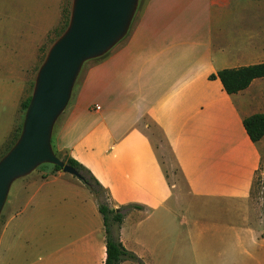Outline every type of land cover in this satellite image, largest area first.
Wrapping results in <instances>:
<instances>
[{
    "label": "crops",
    "instance_id": "0c3cea01",
    "mask_svg": "<svg viewBox=\"0 0 264 264\" xmlns=\"http://www.w3.org/2000/svg\"><path fill=\"white\" fill-rule=\"evenodd\" d=\"M261 10L239 0H138L125 39L78 73L51 143L124 209L119 240L141 263L121 264H264V216L252 195L264 137L252 142L243 126L264 114V78L229 95L217 75L264 63ZM14 60L1 63L0 152L24 97ZM153 128L185 192L170 186ZM25 188L0 225V264H104L102 216L84 184L40 172Z\"/></svg>",
    "mask_w": 264,
    "mask_h": 264
},
{
    "label": "water",
    "instance_id": "95a60500",
    "mask_svg": "<svg viewBox=\"0 0 264 264\" xmlns=\"http://www.w3.org/2000/svg\"><path fill=\"white\" fill-rule=\"evenodd\" d=\"M137 1L74 0L67 30L38 71L19 139L0 160V213L12 183L38 165H56L63 173L80 178L53 153V126L69 102L82 64L105 55L124 37Z\"/></svg>",
    "mask_w": 264,
    "mask_h": 264
},
{
    "label": "rangeland",
    "instance_id": "374dc122",
    "mask_svg": "<svg viewBox=\"0 0 264 264\" xmlns=\"http://www.w3.org/2000/svg\"><path fill=\"white\" fill-rule=\"evenodd\" d=\"M239 1L261 4V13L264 20V0ZM73 3L74 0H0V70L3 71L1 63H4V58L8 59L12 55L14 60L15 57L13 63L15 62L17 66V78H19L20 70L22 71L21 77L24 83L23 101L32 97L39 69L51 47L67 30ZM245 13L246 17L249 18L250 14ZM257 19H260V17H257ZM127 34L128 31L121 40L125 39ZM92 60L85 61L81 69L90 64ZM9 65L10 61L8 60L7 66ZM26 110L21 111L20 118L16 124L18 129L14 135L17 136V140L22 132ZM150 135L170 186L185 192L186 187L160 132L153 128L150 131ZM13 141L12 139L8 143V147ZM14 144L8 150L4 148L0 152V160L10 151ZM58 155L60 157L64 156L63 152H58ZM51 170L52 164L44 163L38 165L30 174L20 177L12 183L7 200L0 213V225L6 219L8 212L18 210L24 203L27 197L25 188L27 179L32 174L51 172ZM252 195L255 206H258V204L262 205L264 216V171L263 174L260 172L256 176Z\"/></svg>",
    "mask_w": 264,
    "mask_h": 264
},
{
    "label": "trees",
    "instance_id": "16d2710c",
    "mask_svg": "<svg viewBox=\"0 0 264 264\" xmlns=\"http://www.w3.org/2000/svg\"><path fill=\"white\" fill-rule=\"evenodd\" d=\"M107 54L95 58L92 61H98L104 58ZM218 78L224 88V91L229 94H236L245 90L253 80L258 78H264V63L240 67L236 69H224L218 72ZM30 97L25 101H22L20 109L26 110L29 103ZM244 129L254 143L260 141L264 137V114L252 115L243 121ZM18 128L15 129L10 138L6 141L4 148L9 149L11 145L17 140L16 133ZM15 136V137H14ZM13 143L8 147V143L11 140ZM52 146V143H51ZM54 154L64 164H67L74 168L80 175L77 178L96 198L98 211L102 216L103 227L105 233V253L106 258L104 264H121L125 260L141 263L140 260L131 252H128L119 240V232L124 221L123 208L115 209L110 206L108 201V195L106 190L94 179L91 173L86 170L81 164L65 154L63 157L58 155V152L54 149ZM51 172H61V169L52 165ZM264 199V196H263ZM134 209H141L139 206H131Z\"/></svg>",
    "mask_w": 264,
    "mask_h": 264
},
{
    "label": "built area",
    "instance_id": "2783aa9c",
    "mask_svg": "<svg viewBox=\"0 0 264 264\" xmlns=\"http://www.w3.org/2000/svg\"><path fill=\"white\" fill-rule=\"evenodd\" d=\"M96 109H98V108H96Z\"/></svg>",
    "mask_w": 264,
    "mask_h": 264
}]
</instances>
